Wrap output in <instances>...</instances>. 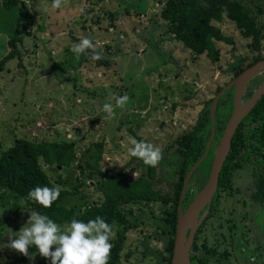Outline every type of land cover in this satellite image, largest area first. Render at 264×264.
<instances>
[{"label":"rangeland","instance_id":"374dc122","mask_svg":"<svg viewBox=\"0 0 264 264\" xmlns=\"http://www.w3.org/2000/svg\"><path fill=\"white\" fill-rule=\"evenodd\" d=\"M21 1L28 12L22 21L27 30L15 57L0 71V153L17 138L74 142L76 161L70 167L41 162L55 186L72 191L79 184L78 194L67 196L65 205L81 206L82 195L91 203L101 200L96 181L102 171L147 176L149 166L128 154L133 138L161 148L163 159L152 185L172 196L181 160L176 140L195 126L204 103L229 80L234 64L245 67V61L264 58V0H239L262 33L259 51H252L251 40L224 20L214 24L233 45L215 43L220 52L216 63L183 50L166 32L158 16L165 0H64L60 9H52L51 0ZM2 6L0 0V61L25 14L18 6ZM85 37L106 63L92 60L91 49L76 59L71 48ZM125 94L124 108L109 99ZM106 102L114 105L111 118L102 111ZM78 163L99 170L84 168L81 174ZM191 186L193 192L196 184ZM170 208L144 202L123 208L131 231L119 264H159L154 251L164 253L162 217ZM31 212L0 189V264H12L22 255L5 244Z\"/></svg>","mask_w":264,"mask_h":264},{"label":"trees","instance_id":"16d2710c","mask_svg":"<svg viewBox=\"0 0 264 264\" xmlns=\"http://www.w3.org/2000/svg\"><path fill=\"white\" fill-rule=\"evenodd\" d=\"M2 5L4 8L18 6L25 14L18 19L15 36L7 41L9 52L0 61V71L8 61L15 57L17 45L22 43V33L27 30L26 27H22V21L25 19L24 15L28 16L21 0H2ZM225 9L226 14H223ZM158 16L165 23L166 32L180 44L183 50H189L195 56L205 55L212 63L218 62L220 58V52L215 43L233 45V39L226 37L214 23L220 24L227 20L234 24L242 38L251 40L252 51H259L263 39L256 20L250 16L248 9L239 0H165ZM111 19L114 18L111 17ZM26 33H29V30ZM260 58L257 57L254 61ZM107 61L106 58H101L99 62L104 64ZM220 89L218 88L215 93ZM212 101L213 99H210L204 103L195 126L176 140V149L181 160L172 196L163 194L153 187L155 167L149 166L147 176L136 178L124 171L110 173L105 170L100 172L101 179L96 178V190L101 195V200L91 203L82 195L83 204L81 206L65 205L67 196L78 194L80 186L76 184L72 191L60 188L59 198L53 202L51 207L44 208L27 199L28 192L37 186L55 187L43 170L41 162L55 166L56 169L58 166L70 167L76 161V144L72 141L34 142L26 138L15 139L7 149L0 153V189L6 190L19 203L24 200V203H21L23 206L32 212L48 216L60 226L70 223L73 217L85 223L97 216L102 217L115 232V236L110 241L112 249L108 264L120 263L128 232L131 231V226L126 221L127 216L123 211L125 206L136 205L139 202L171 205L162 217L164 223L162 233L166 236L164 253L154 251L159 264H169L183 181L205 151L211 133L210 106ZM220 101L222 102L221 99ZM228 164L229 158L226 159L220 171V184L228 176L227 172L230 169ZM210 165L211 158L208 156L191 176L181 210H184L192 199L191 183L199 185V189L205 185ZM76 166L81 174H84V168L90 172L98 169L89 164L83 166L78 163ZM32 256L34 258L30 259L29 257ZM29 257L24 255L16 257L12 264H51L50 259L41 257L34 246L29 248ZM129 257L130 253L124 255L126 261Z\"/></svg>","mask_w":264,"mask_h":264},{"label":"flooded vegetation","instance_id":"af4514ba","mask_svg":"<svg viewBox=\"0 0 264 264\" xmlns=\"http://www.w3.org/2000/svg\"><path fill=\"white\" fill-rule=\"evenodd\" d=\"M258 62H264V58L249 64L245 61V67L234 64V72L220 91ZM263 83L264 70L244 86L241 107L253 102ZM234 108L235 86H231L216 104L212 152L231 122ZM228 158L227 178L221 184L218 178L208 212L204 208L199 214L202 221L194 234L190 264H264V93L236 127ZM200 190L196 184L192 198Z\"/></svg>","mask_w":264,"mask_h":264},{"label":"clouds","instance_id":"9594fccd","mask_svg":"<svg viewBox=\"0 0 264 264\" xmlns=\"http://www.w3.org/2000/svg\"><path fill=\"white\" fill-rule=\"evenodd\" d=\"M63 4L64 0H51L52 9H60ZM223 14H226V9ZM89 49L93 53L92 60L101 58L96 52V46L87 37L74 44L71 51L79 59ZM109 99H114L115 107L118 108H124L129 101L127 94ZM102 111L109 118L115 115L112 103L106 102ZM130 144L128 154L142 160L146 166L156 167L163 159L161 148L150 142L133 138ZM60 191L59 186H37L28 192L27 199L49 208L59 198ZM9 231L12 232L10 229ZM114 236L112 226L99 216L87 223L73 217L70 223L61 227L48 216L33 211L26 225L8 237L9 242L5 244V248L29 257V248L34 246L41 257L50 259L51 264H108L112 249L110 241Z\"/></svg>","mask_w":264,"mask_h":264},{"label":"water","instance_id":"95a60500","mask_svg":"<svg viewBox=\"0 0 264 264\" xmlns=\"http://www.w3.org/2000/svg\"><path fill=\"white\" fill-rule=\"evenodd\" d=\"M264 70V62H258L253 66L241 72L232 82L231 85L223 88L219 94L213 99L210 106V120H211V133L206 143L205 151L202 157L193 165L187 173L179 198V206L177 208V220L175 226V237L173 241L172 255L169 264H190V252L195 231L202 219L199 220L200 212L206 208L208 212L211 200L217 190L218 178L223 164L227 158L230 150L231 138L234 131L242 118L248 113L254 103L264 93V83L256 93L253 102L245 107L239 104L241 94L244 86L258 73ZM231 86H235V108L231 122L223 130L221 138L213 152H210L211 143L214 136V117L216 111V104L219 98L229 90ZM222 124V123H221ZM210 156L211 165L207 181L202 189L192 198L190 203L184 210H181V204L185 197L187 187L189 186L190 178L198 167ZM188 233V235H187Z\"/></svg>","mask_w":264,"mask_h":264},{"label":"crops","instance_id":"0c3cea01","mask_svg":"<svg viewBox=\"0 0 264 264\" xmlns=\"http://www.w3.org/2000/svg\"><path fill=\"white\" fill-rule=\"evenodd\" d=\"M3 7V6H2ZM4 8V7H3ZM8 41V40H7Z\"/></svg>","mask_w":264,"mask_h":264}]
</instances>
